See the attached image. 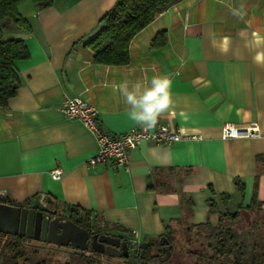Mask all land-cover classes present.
Here are the masks:
<instances>
[{
  "label": "crops",
  "instance_id": "crops-1",
  "mask_svg": "<svg viewBox=\"0 0 264 264\" xmlns=\"http://www.w3.org/2000/svg\"><path fill=\"white\" fill-rule=\"evenodd\" d=\"M115 1H23L30 31L3 30L25 41L28 57L15 61L20 85L0 108V194L12 205L45 194L61 215L87 210L90 230L140 244L168 229L216 226L226 211L250 228L257 208L264 217V0H180L132 37L127 64L96 63L84 42ZM160 31L165 42L154 46ZM64 96L95 106L111 134L156 118L195 138L143 140L127 171L91 167L95 138L64 116ZM226 124L258 134L223 139Z\"/></svg>",
  "mask_w": 264,
  "mask_h": 264
},
{
  "label": "trees",
  "instance_id": "trees-1",
  "mask_svg": "<svg viewBox=\"0 0 264 264\" xmlns=\"http://www.w3.org/2000/svg\"><path fill=\"white\" fill-rule=\"evenodd\" d=\"M23 1H31L40 9L50 6L53 2V0H0V108L7 105L20 85L15 61L28 57V50L22 38L3 35V30L9 25L30 31L28 22L18 11V5ZM178 1L180 0H116L101 16L97 31L84 42V45L91 49L96 63L127 64L132 37L167 7ZM164 42V31L158 32L152 39L154 46H160ZM234 183L236 190L242 192L243 183L237 178ZM220 198L225 200L229 195L221 194ZM255 206L253 203L252 208ZM211 209H213L212 202H210ZM258 212L250 228L245 227L238 212L229 211L219 214L216 226H211L208 222L197 225L196 228L204 230L207 243L206 246L186 252L191 260L174 259V252L170 246V237L174 230L169 229L156 240L140 244L134 251L129 246L128 257H132V264H264V217ZM67 216L78 225L91 228L87 222L90 218L89 211L75 207L69 210ZM162 237L168 241L167 247L170 250V256L165 261L160 260L166 247L165 243L161 242ZM31 241L41 244H34ZM157 241L160 246H155ZM127 243L129 244L128 240ZM48 245L52 244L0 233V264H70L65 259L56 263L46 262L45 258L38 260L36 258L40 251L38 247L43 248ZM52 247L55 250L63 249L61 246ZM75 251L77 255L86 257L82 251Z\"/></svg>",
  "mask_w": 264,
  "mask_h": 264
},
{
  "label": "water",
  "instance_id": "water-1",
  "mask_svg": "<svg viewBox=\"0 0 264 264\" xmlns=\"http://www.w3.org/2000/svg\"><path fill=\"white\" fill-rule=\"evenodd\" d=\"M0 233L39 240L55 246L71 245L79 251L90 248L100 254L105 252L108 256L128 257L126 240L104 233L90 237L88 228L79 226L66 213H58L55 201L45 194L33 196L26 205L8 204L0 194ZM161 242H164L166 247L160 260L165 261L170 256V250L165 237L161 238Z\"/></svg>",
  "mask_w": 264,
  "mask_h": 264
},
{
  "label": "built area",
  "instance_id": "built-area-1",
  "mask_svg": "<svg viewBox=\"0 0 264 264\" xmlns=\"http://www.w3.org/2000/svg\"><path fill=\"white\" fill-rule=\"evenodd\" d=\"M66 118L78 119L85 128L94 136L96 151L90 156L86 163L88 166L104 165L113 169L122 168L128 170V153L145 140L155 144L170 145L188 138H195L171 129L161 124L156 118L147 123L135 124L129 130L120 134L105 132L98 120V111L89 102L79 98L64 96L60 107ZM258 134L256 125L236 127L226 124L222 128L223 139L238 136H256ZM58 170L52 172L53 178L58 177ZM129 245L135 250L140 245L138 239H130Z\"/></svg>",
  "mask_w": 264,
  "mask_h": 264
},
{
  "label": "rangeland",
  "instance_id": "rangeland-1",
  "mask_svg": "<svg viewBox=\"0 0 264 264\" xmlns=\"http://www.w3.org/2000/svg\"><path fill=\"white\" fill-rule=\"evenodd\" d=\"M158 241H160V239ZM158 241L155 246H160ZM170 241V246L174 252V259L186 260L188 258L186 254L187 251L206 246L207 243L204 230L192 227L175 229L170 237ZM31 243L41 244L34 241H31ZM52 246L53 245H48L43 248L38 247L40 251L36 258H38V260L45 258V261L49 263L63 262L65 259L70 264H132L133 262L131 256L115 257L84 250L82 253L85 254L86 257H81L77 255L75 249L72 247H63V249L55 250Z\"/></svg>",
  "mask_w": 264,
  "mask_h": 264
},
{
  "label": "flooded vegetation",
  "instance_id": "flooded-vegetation-1",
  "mask_svg": "<svg viewBox=\"0 0 264 264\" xmlns=\"http://www.w3.org/2000/svg\"><path fill=\"white\" fill-rule=\"evenodd\" d=\"M59 213V212H58ZM79 226H81V227H84V226H82V225H79ZM84 228H86V227H84ZM89 231H90V237L93 235V234H101V233H99V232H97V231H94V230H90L89 229ZM121 240H123V239H121ZM37 241H39V240H37ZM127 241V240H126ZM90 242H91V239H89V246H90ZM49 244V243H48ZM96 246H98L97 244H95ZM104 246H107V244H104ZM120 246V245H119ZM127 246H128V248H129V244L127 243ZM67 247H71V245H68ZM86 251H93V250H91L90 248H88ZM93 252H95V251H93ZM95 253H98V252H95ZM98 254H100V253H98ZM102 254H105V252L104 253H102ZM106 255V254H105Z\"/></svg>",
  "mask_w": 264,
  "mask_h": 264
}]
</instances>
